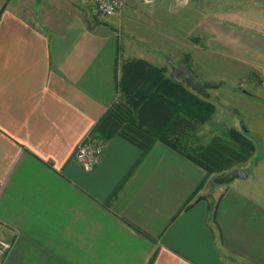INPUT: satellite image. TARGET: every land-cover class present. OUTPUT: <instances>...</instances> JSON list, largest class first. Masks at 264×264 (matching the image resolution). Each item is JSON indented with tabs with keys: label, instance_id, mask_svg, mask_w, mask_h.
<instances>
[{
	"label": "crops",
	"instance_id": "1",
	"mask_svg": "<svg viewBox=\"0 0 264 264\" xmlns=\"http://www.w3.org/2000/svg\"><path fill=\"white\" fill-rule=\"evenodd\" d=\"M141 1L112 26L66 0L1 10L0 238L12 248L0 264H264V0H187L177 11L160 0L144 10L154 26L143 32ZM125 19L132 47L139 38L150 56L169 54L172 20L192 33L178 44L194 64L240 67L250 95L238 97L227 75L198 79L223 81L214 95L237 98L257 133L245 180L201 187L205 172L178 153L157 142L142 156L120 137L102 142L91 172L74 159L119 98L120 65L159 68L121 58Z\"/></svg>",
	"mask_w": 264,
	"mask_h": 264
},
{
	"label": "trees",
	"instance_id": "2",
	"mask_svg": "<svg viewBox=\"0 0 264 264\" xmlns=\"http://www.w3.org/2000/svg\"><path fill=\"white\" fill-rule=\"evenodd\" d=\"M118 91L119 98L96 123L92 136L102 142L120 137L142 156L159 142L205 172L201 187L208 179L213 183L215 176L242 168L255 152L253 144L234 130L228 139L214 136L205 146H193L191 137L209 120L213 105L145 60L120 65Z\"/></svg>",
	"mask_w": 264,
	"mask_h": 264
},
{
	"label": "rangeland",
	"instance_id": "3",
	"mask_svg": "<svg viewBox=\"0 0 264 264\" xmlns=\"http://www.w3.org/2000/svg\"><path fill=\"white\" fill-rule=\"evenodd\" d=\"M11 1V7H15L16 4L19 3V0H0V11L4 9L8 3ZM133 0H128L122 7L119 9L120 11L131 7ZM166 3L174 6V11L179 9L182 10V6H184L187 0H165ZM160 0H142L141 6L138 8L139 15L136 17V20L141 21L138 23L142 25L140 27V31H144L146 27H153L148 17H145V11L147 7L150 8L152 5H157ZM66 4L71 10L79 11L83 13L84 16L90 14V23L92 22H99V23H106L112 26V19L113 18H105L100 16L94 9L93 4L89 0H66ZM80 6L82 8H80ZM133 6V5H132ZM134 7V6H133ZM118 10V11H119ZM88 11V12H87ZM120 11L116 14L117 17L120 14ZM74 16V15H73ZM89 17V15H88ZM181 17V19H179ZM183 16H174V20H182ZM69 18V17H68ZM173 21H170L171 32L168 34V46H169V54L159 55V56H150V53L146 51L145 43L139 41V38L132 47V40L133 37L130 36L129 33V21L127 19L123 20L122 22H116V30L120 35V48L122 49L123 53L121 58H133L137 56L145 57L153 62L159 69L164 71L166 77L172 79L174 82L184 85V79L187 75H192L194 78L198 79L200 77H207L210 75H227L230 77L228 80V84H236V88H234L238 92V97H243L241 91L253 88V85H248L245 81L241 79L242 73L236 74V70H240V67L233 65L231 68L235 71L236 77L234 74H229L225 72V65H217V69L211 68L209 69L208 65L205 64H194L192 62L194 56L189 52V50H185L180 44L183 42H192V33L186 30L182 22L180 25L172 24ZM187 40V41H186ZM134 42V41H133ZM184 50V51H183ZM191 50V49H190ZM188 51V52H187ZM201 80V79H198ZM208 81V80H207ZM227 82V81H226ZM238 84V85H237ZM261 84V81H260ZM230 87V86H229ZM190 91V90H189ZM215 91H210V99L208 100L214 107V111L210 116L209 120L198 125L197 130L191 137V143L193 146H205L214 136H221L223 138L228 139V133L231 130H234L241 134L243 137L248 139L254 146L256 150V143L254 135L256 136L257 133L249 132V125H247L240 114V102H237V98L230 97L226 95L225 92L223 94H215ZM250 92V91H249ZM196 95V94H195ZM216 110V111H215ZM227 111V114L224 111ZM244 125V126H243ZM242 126L245 128L242 129ZM234 127V128H232ZM250 127H254V124H250ZM254 130V129H252ZM257 130V129H256ZM90 138H96L94 136H90ZM98 139V138H97ZM81 144V143H80ZM78 144V145H80ZM77 145V146H78ZM76 146V148H77ZM75 148V150H76ZM75 150H74V159H75ZM250 160V159H249ZM255 162V160H252ZM215 177H220L217 175Z\"/></svg>",
	"mask_w": 264,
	"mask_h": 264
},
{
	"label": "built area",
	"instance_id": "4",
	"mask_svg": "<svg viewBox=\"0 0 264 264\" xmlns=\"http://www.w3.org/2000/svg\"><path fill=\"white\" fill-rule=\"evenodd\" d=\"M94 4L96 12L105 18L113 17L128 0H89ZM102 152V141L89 138L77 146L75 160L86 172H91L98 163ZM12 248L11 241L0 238V258L6 256Z\"/></svg>",
	"mask_w": 264,
	"mask_h": 264
},
{
	"label": "water",
	"instance_id": "5",
	"mask_svg": "<svg viewBox=\"0 0 264 264\" xmlns=\"http://www.w3.org/2000/svg\"><path fill=\"white\" fill-rule=\"evenodd\" d=\"M223 81H205L198 80L192 75H187L184 79L185 87L204 100L210 99V91L216 90L223 85ZM242 93L250 95L247 91L243 90ZM245 130V128L243 127ZM247 172L243 168H236L220 177H214L212 182L215 185H227L235 180H245Z\"/></svg>",
	"mask_w": 264,
	"mask_h": 264
}]
</instances>
